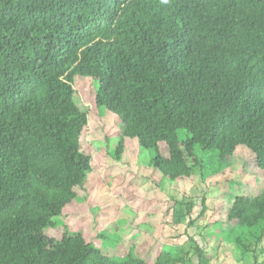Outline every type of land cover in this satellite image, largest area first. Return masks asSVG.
I'll list each match as a JSON object with an SVG mask.
<instances>
[{
    "label": "trees",
    "instance_id": "trees-1",
    "mask_svg": "<svg viewBox=\"0 0 264 264\" xmlns=\"http://www.w3.org/2000/svg\"><path fill=\"white\" fill-rule=\"evenodd\" d=\"M85 80L117 128L116 162L136 143L174 184L202 170L197 148L219 170L242 150L262 188L217 223L264 238V0H0V264H119L58 221L91 206Z\"/></svg>",
    "mask_w": 264,
    "mask_h": 264
},
{
    "label": "rangeland",
    "instance_id": "rangeland-1",
    "mask_svg": "<svg viewBox=\"0 0 264 264\" xmlns=\"http://www.w3.org/2000/svg\"><path fill=\"white\" fill-rule=\"evenodd\" d=\"M79 85L76 102L89 109L81 150L91 157L93 172L86 181L91 206H70L59 222L86 230L91 242L119 264L127 251L147 263L162 256L173 264H197L195 246L205 253L203 264H264V238L245 236L238 242L223 236L217 223L234 194L253 197L262 188L260 178L244 172L242 150L230 167L219 170L211 154L197 148L202 172L197 168L186 182H165L149 168L150 152L136 143L131 158L120 163L112 158L117 128L96 108L90 81Z\"/></svg>",
    "mask_w": 264,
    "mask_h": 264
}]
</instances>
